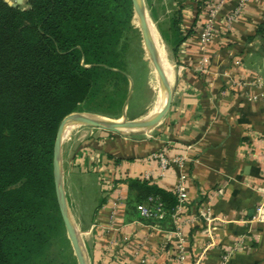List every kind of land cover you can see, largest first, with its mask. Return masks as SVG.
<instances>
[{
	"label": "crops",
	"instance_id": "0c3cea01",
	"mask_svg": "<svg viewBox=\"0 0 264 264\" xmlns=\"http://www.w3.org/2000/svg\"><path fill=\"white\" fill-rule=\"evenodd\" d=\"M163 1L174 13L180 9L182 33L193 30L176 52L169 45L171 102L164 116L145 138L128 139L93 127L75 129L95 163L87 157L75 160L71 149L62 146L63 173L82 175L85 182L86 176L97 175L98 199H105L86 228L79 212L89 263L177 264L172 219L155 227L127 211L124 179L150 173L152 182L173 192L183 173L188 196L179 213L184 264H221L225 253V264H264V221L251 220L264 201V55L254 54L253 40L248 41L264 17V0H247L229 24L225 16L239 0H224L214 21L215 37L204 51L193 25L199 0ZM203 56L208 62L200 67ZM146 113L128 118L125 111V116L133 120ZM156 151L168 158L184 157L182 167L169 165L161 172L157 161L148 158ZM78 163L83 173L75 172ZM104 175L114 179L113 190L104 191ZM217 189H222L220 195ZM205 204L214 217L208 233L197 216L198 207Z\"/></svg>",
	"mask_w": 264,
	"mask_h": 264
},
{
	"label": "trees",
	"instance_id": "16d2710c",
	"mask_svg": "<svg viewBox=\"0 0 264 264\" xmlns=\"http://www.w3.org/2000/svg\"><path fill=\"white\" fill-rule=\"evenodd\" d=\"M24 4L0 0V264H77L54 194L53 143L61 120L71 113L120 115L128 88L123 53L132 5L130 0ZM199 7L198 1L193 25ZM180 20L178 8L170 20L171 38L162 32L174 52L193 32L182 33ZM255 38L264 41V17L248 41ZM126 182L127 211L138 215L139 204L157 199L165 211L157 226L171 223L173 192L142 177Z\"/></svg>",
	"mask_w": 264,
	"mask_h": 264
},
{
	"label": "rangeland",
	"instance_id": "374dc122",
	"mask_svg": "<svg viewBox=\"0 0 264 264\" xmlns=\"http://www.w3.org/2000/svg\"><path fill=\"white\" fill-rule=\"evenodd\" d=\"M144 4L146 15L148 19L152 22L158 35L160 36L168 60L169 45L164 41L162 37V32H165L166 34L168 32V36L169 38H171L170 20L174 16L173 9L171 8L169 2L165 3L163 0H144ZM24 5L25 4L23 0V2L19 6L24 7ZM166 10H168L167 14L165 13ZM130 23L132 28L129 30L127 29L125 31V40L127 45L126 51L123 53V61L125 65L124 69L128 77V88L126 97L123 101L122 110L125 108L126 115L128 118H132L134 116L146 113L147 109L153 104L148 111L150 112L156 104L158 97L157 92L159 91L158 80L154 73L155 68L153 66L152 59L142 40L139 31L140 25L138 23V19L135 13L132 16ZM252 42L253 44L251 48L254 49V47H256V50L253 51L254 54H256L255 52L257 51L259 52V54H257L258 56L264 55V41L256 38L253 39ZM122 110L118 117H104L118 119L122 115ZM103 113L110 114L109 111H104ZM87 127L88 126L76 125L68 128L64 137L63 144L65 148L67 147L71 149L70 152L72 151V157L76 156V159H84V157H87V159L92 158V163H95L96 160L92 157V153H87L84 150L85 146L82 143L83 138L78 137L79 134L77 135L74 132L77 128L86 129ZM150 128H144L140 131L123 133L119 135L128 139L145 138L147 135H150ZM90 162L88 167L92 171L94 164L91 165ZM80 166V163L76 165L77 169H75V172L83 173V171H81L82 168ZM76 167L74 166V168ZM91 171H87V173H90ZM63 176L65 179V183L63 182L65 195L71 210V214L76 223V227L79 231L80 237L83 239L82 234L84 232V229L79 225V212L82 216L83 227L86 228L90 220V216L93 215L98 205L99 199L97 194L99 189L98 187L100 186L99 179L97 175L93 174L86 176L87 181L85 182L84 177L82 175L72 178L68 176L65 171L63 173Z\"/></svg>",
	"mask_w": 264,
	"mask_h": 264
},
{
	"label": "water",
	"instance_id": "95a60500",
	"mask_svg": "<svg viewBox=\"0 0 264 264\" xmlns=\"http://www.w3.org/2000/svg\"><path fill=\"white\" fill-rule=\"evenodd\" d=\"M8 5L12 7L19 6L23 0H4ZM132 5L133 14L135 13L140 22V34L144 45L151 56L152 63L158 74V81L160 88L166 93V98L163 106L153 115L145 114L139 119L128 120L125 116V108L122 110V115L118 119L107 118L98 114L87 112H74L65 116L57 129L55 140L52 149V180L53 188L56 199L58 212L61 217V221L66 233V237L69 241L73 256L75 257L77 264H90L87 249L80 237L79 231L76 227V223L72 217L71 210L65 195L64 183H63V166H62V146L63 138L62 134L64 129L68 125L88 126L93 128L102 129L115 134L131 133L140 131L144 128H150L155 125L166 113L171 102V88L163 71V68L158 57L156 47L149 34L146 26L145 19V4L144 0H130ZM261 68L264 70V57L261 58ZM106 119V120H104Z\"/></svg>",
	"mask_w": 264,
	"mask_h": 264
},
{
	"label": "built area",
	"instance_id": "2783aa9c",
	"mask_svg": "<svg viewBox=\"0 0 264 264\" xmlns=\"http://www.w3.org/2000/svg\"><path fill=\"white\" fill-rule=\"evenodd\" d=\"M246 1L247 0H239L238 5L225 16V20L228 24L232 23V21L239 15ZM199 2L200 12L197 17L194 32L195 36L197 37L199 49L201 51H204L206 45L215 37L216 28L214 26V21L224 0H199ZM207 62L208 58L206 56H203L199 61L200 67L206 65ZM73 158L77 160L76 156ZM148 158L157 161L161 172L166 169L169 165H177L179 167H182L184 161V157L182 156L168 158L164 154V151L153 152L149 155ZM150 176V173H145L142 178L150 180ZM111 179L112 180L106 179L105 175L101 177V183L102 187L104 188V191H111L115 188L116 183H114L113 178ZM124 180L125 184L127 185L126 178ZM185 180V175L183 173H180L178 177V182L173 191L176 198V206L173 210V213L171 214V219L174 225L173 234L178 239L174 248V259L177 264H184V261L186 259L185 253L183 251L182 233L179 227V213L183 209H185L188 200L184 184ZM221 193L222 189L216 190V194L220 195ZM137 211L140 218L148 220L155 227H157V222L160 221L165 215V211L163 210L161 203L157 199L154 202L152 198H149L147 202L139 204L137 206ZM197 216L203 221L205 231H207L208 233L211 229V223L214 220L210 205H200L198 207ZM251 220L256 222L264 221V201L255 208V214L252 216ZM227 258L228 253L223 254L221 257V264H225ZM198 262L199 261L197 260L194 264H198Z\"/></svg>",
	"mask_w": 264,
	"mask_h": 264
},
{
	"label": "bare ground",
	"instance_id": "6f19581e",
	"mask_svg": "<svg viewBox=\"0 0 264 264\" xmlns=\"http://www.w3.org/2000/svg\"><path fill=\"white\" fill-rule=\"evenodd\" d=\"M136 17H137V15H136ZM137 19H138V17H137ZM145 19H146V26L148 28L149 34H150V36H151V38H152V40L154 42V45L156 47V51H157L158 57L160 59L161 66H162L163 71H164V73L166 75V78L168 79V82H169L170 81L169 78H171V74H172L171 64L167 60V56H166V53H165V50H164L163 43H162V41L160 39V36L158 35L154 25L148 19L147 15H145ZM138 23L140 25L139 19H138ZM154 71H155L154 72L155 76H156V78L158 80V74H157L156 69H154ZM158 86H159V91L157 92L158 93V97H157L156 104H155L154 108L150 112H148V114H151V115L156 113L163 106V104L165 102V98H166V93H165V91L163 89L160 88L159 81H158ZM104 120H106V119H104ZM116 121H120V120L118 119ZM72 126H75V125H72ZM72 126L68 125V126L65 127L64 132L62 134L63 140H64V137H65V134H66L68 128H70Z\"/></svg>",
	"mask_w": 264,
	"mask_h": 264
}]
</instances>
